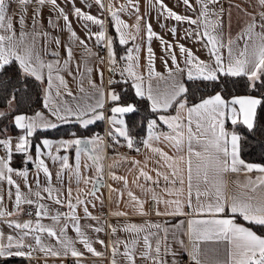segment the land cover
Here are the masks:
<instances>
[{
  "label": "crops",
  "instance_id": "0c3cea01",
  "mask_svg": "<svg viewBox=\"0 0 264 264\" xmlns=\"http://www.w3.org/2000/svg\"><path fill=\"white\" fill-rule=\"evenodd\" d=\"M57 5L62 8L66 15L69 17V23L71 31L76 33V39L71 38V33L65 29L64 21L62 18H58L57 12H55L50 5H44L39 8L40 16L38 17V23L35 28L33 27L32 17L34 15V9L37 8L36 0H32V3L27 6V11L24 14V27L21 29L19 24V17L21 15L18 0H9V8L7 15L12 18L13 31L15 33L14 39L18 40L21 31L26 34V43L33 46L34 54L38 55L45 64L53 63V86L48 89L47 83V69L42 70V80L38 81L41 90V103L42 108L31 113V114H15L10 120V127H2L0 129V139H9L12 144V155L20 154L15 152V144L18 141L20 135L24 132L17 129L14 124V117L16 115H26L28 117H35L37 113L40 114L39 120L41 122L54 123L56 127L70 122L80 123L75 117H69L67 120L61 122L52 115V111L56 108L61 110L63 115V109L72 108L76 109L78 105L85 103L94 104L98 99V93L96 89H93L89 85V79L97 86V89H102L105 92V106L102 111L105 119L98 120L94 123H100L99 129L93 134L86 138H80L77 136H62V137H39L32 141L29 137L30 145L28 148V156L32 159L25 162L27 157L21 154L18 165L12 164V156L10 166L15 171H26L27 177H21L15 174V171L11 174V178L14 181L13 185H9L6 180L0 181V210H4L9 213L3 218H0V234L3 235V239L0 243L7 244L8 236H13L14 239H18L20 230L10 228L9 222L13 223H25L31 221L32 227L35 228L37 222L45 226L46 228H52L59 237L60 228L67 225L65 237L73 242V246L83 256L79 258V261L72 258L70 255L53 257L51 255H45V253L39 251V247L35 244L34 236H40L41 244L46 247H51L57 251H62L61 246L56 238L49 237L46 232H34L29 236L25 237L24 243L26 245H32V259L24 258H10L17 259L22 264H112V246L118 244V254L115 257L116 264H127L126 259L122 253L124 251L123 243L131 242L133 239L137 240L135 246V264H152L151 260L141 258V253L144 251L143 237L149 236L150 243L153 248L155 247L156 240L164 235L162 231L154 228H149L150 224H160L162 228L168 229L167 245L169 253L163 254L162 245V259L166 264H180L181 258H190L194 246V240L190 239L188 234V222L190 219H203L208 218L206 216H197L195 208L197 207L195 188L192 192V209H189L187 204V174L185 175V184L183 186V195L169 196L164 191L165 188L179 189L181 185L177 181L175 185L166 182L163 176L157 177L156 173L159 171L162 174H169L170 170L166 166L165 162L160 158L158 154H154L148 148H145L143 140L148 138L147 126L146 132L138 142H134L133 148L123 149V146H127V142L122 137L115 135H109L110 132H114V127L109 124L108 118L112 116L110 108L114 106V103L108 101L107 93L115 92L117 89L114 86L117 82H129L133 93V78L128 76L125 69L128 68L129 64L132 65V71L137 76L142 77V81H136L141 83L142 88L145 91V99L147 95V89L149 85L155 90L158 86L161 90L164 88L166 83L171 82L175 79L178 83H183L187 79V72L191 67L186 63L187 51H191L195 60L209 64L215 67L214 57L210 55L212 46L208 43V40L204 37L205 31L203 23L191 24L188 22H177L167 17L166 13H162L159 5L156 4V0H101V4L97 5L95 0H56ZM163 3L171 10L175 11L181 16L190 17L191 19H197L201 11V5L197 4L196 0H189L192 5L191 8L183 4V0H163ZM124 6V10L120 11L121 6ZM111 10L117 12L120 20L124 22L128 27L122 28L127 34L128 42L124 45L119 43V36L115 30V24L111 19ZM75 8H80L84 13L92 15L103 21V29L99 25L92 24L91 22L78 19L73 15ZM209 15L208 20H211L213 24L217 20L221 21V26L213 28L209 27L208 31L218 36V55L222 57L225 65L228 63L229 58V47L232 48L233 56H239V52L244 47V40L240 38L242 30L246 27L251 16H255L257 22L260 20V13L264 12L258 0H219L218 3L208 4ZM216 13V15H212ZM137 16L141 17L140 30L137 32L134 25L137 22ZM53 21L55 26L48 24L49 20ZM145 24H150L152 31L156 34L150 41L147 39V33L145 30ZM172 29H175L173 34ZM101 30L105 33V39L97 41L95 34ZM256 31H260L259 28ZM199 33V35H197ZM45 34H47L45 36ZM0 35H8L4 31H0ZM156 37H159L157 39ZM60 40V46L57 47L55 39ZM112 40V48L116 57V64H111L108 57L107 41ZM231 39L234 43L229 45L228 41ZM80 40L84 41V44L79 43ZM161 41H164L162 44ZM250 43V42H249ZM167 45H171L169 50ZM222 45V47L220 46ZM180 46L186 49L184 55L180 53ZM151 47L154 56L153 66L156 73L165 77V80H159L157 78H149L148 75V52L147 49ZM71 48L72 59L65 66L64 61L68 58L66 49ZM129 49L132 50L133 60L128 61L127 59H121L127 57ZM139 49L137 52L136 50ZM58 53V55H53ZM104 53V56L102 55ZM172 56L176 57V64L172 63ZM194 60V63H195ZM91 69V72H88ZM183 70V71H181ZM195 69L193 68V71ZM171 72V77H169ZM123 73V75H121ZM56 75L63 78L67 84V88L60 85L59 81L55 79ZM109 81H112L110 84ZM83 88V91H81ZM71 95H68V93ZM59 93V94H58ZM208 95L204 98H208L212 95ZM136 95V94H135ZM249 96V95H237ZM252 96V95H251ZM47 97V100H46ZM234 97V96H232ZM230 97L227 100H230ZM255 97V96H253ZM184 99V98H183ZM147 100V99H146ZM201 100L187 104L192 106L193 104L199 103ZM47 103L48 107H45ZM119 103V102H118ZM148 107L151 110V103L147 100ZM121 105H127L132 103H119ZM133 105V104H132ZM7 105L0 107V111L7 112L12 108ZM238 107V106H237ZM177 114L176 107L169 108L166 112L161 110L155 113L154 116L150 117L149 120H156L157 125L154 132L159 135L160 133H168L170 130L166 125L159 122V116H175ZM126 115V114H125ZM125 115L122 118L125 120ZM181 116L185 118L186 113L182 112ZM87 118V117H85ZM147 121V122H148ZM93 123V124H94ZM91 125V124H90ZM81 126V125H80ZM194 127V125H193ZM225 128L229 132L235 131L230 121H226ZM49 129V128H47ZM105 129L107 132L106 140L97 135V132ZM43 130V129H37ZM35 131V132H36ZM94 136L102 138V144L100 145L103 149L102 152L98 153L102 157L100 165L102 167V185L93 189V185L89 183L87 186L81 181L77 184L76 179L72 176L69 170H64L60 179L57 178V173L61 171L60 162H55L51 159V156L59 155L63 157L67 155L69 157V165L71 169L76 166V152L75 147L69 148L65 151L59 147L58 142L60 140H70L74 138L79 139H91ZM49 140L52 142L51 148H46L42 144L43 140ZM152 147H158L169 156L174 155V149H172L166 141L162 139L160 141L151 142ZM40 148V158L44 160L45 166L51 173V180L45 177L44 173L37 170L35 164L36 148ZM50 153V154H49ZM240 156V153H239ZM6 150L0 146V159H7ZM240 159L242 157L240 156ZM245 163L258 164L264 166L263 163L249 162L242 159ZM171 162V161H170ZM169 162V163H170ZM88 165L86 168L85 165ZM180 167H185L180 165ZM141 171L145 172L148 176L152 177V180L146 181L143 176L140 175ZM80 173L82 176H86L90 179L96 178L95 167L92 166V162L88 160L84 153L80 156ZM261 175L256 171L251 173L241 170L233 173L229 171L224 174V195H239L245 193L252 195L249 189L244 187H237V183L243 186L248 180L256 181L257 177ZM70 176L72 178L70 179ZM113 177H120L121 179H113ZM171 179V177H170ZM125 181L127 183H125ZM158 181V183H156ZM17 186L23 197L28 200L34 201L31 206L34 208V216L29 217L25 215L24 210L27 203H22L17 209L15 204ZM51 187L54 191L52 198H49L45 188ZM204 185H201L203 190ZM71 189L72 203L76 204V198L79 195L84 204L76 206V216L81 231L88 237L89 242L96 249V251L102 253L101 256H93L88 253L82 244L79 243L78 237L73 230V222L64 218L65 214L69 213L67 207V196L68 191ZM78 189L80 191H78ZM151 189V192L145 191ZM39 192L40 197H37L35 193ZM94 192V195L89 193ZM128 192H132L139 200L143 202V211L145 215H140L135 210L136 205L130 201ZM155 194L162 200H175L179 198L184 202L183 211L185 213H191L190 215H156L157 209L163 213L170 211L165 204H157L153 199L152 195ZM56 199L64 201V204L55 203ZM201 201H205L207 198L201 197ZM153 201V207L149 208L148 202ZM37 205H43L47 211L46 216H42L39 221L35 215ZM106 208L109 218L104 219L100 213V209ZM175 207L174 205L172 206ZM85 208L91 217L97 219H91L85 216ZM124 212V216H115L113 213ZM60 216L59 222L52 220L53 216ZM229 215V214H225ZM237 223L243 224L244 226L253 230L249 225L246 224L242 219H237ZM126 225H136L141 227L144 231L139 234L129 233L122 229ZM96 227L102 228V231L97 233L93 229ZM111 227L117 228V232L113 234ZM254 231V230H253ZM157 233L156 236L151 235ZM258 234V233H257ZM262 236V235H261ZM65 237H60L64 239ZM97 240L104 241L101 245L96 243ZM201 259H207L209 262H213L217 259H226V245L224 243L216 242H200ZM16 249L13 248L12 251ZM30 249L25 247L23 251L27 252ZM154 254V253H153Z\"/></svg>",
  "mask_w": 264,
  "mask_h": 264
},
{
  "label": "snow or ice",
  "instance_id": "6c2138e0",
  "mask_svg": "<svg viewBox=\"0 0 264 264\" xmlns=\"http://www.w3.org/2000/svg\"><path fill=\"white\" fill-rule=\"evenodd\" d=\"M97 5L101 4V0H95ZM197 4L201 5V11L197 19H191L190 17L181 16L175 11L169 9L163 0H156V4L159 5L162 13H166L168 18H171L177 22L183 23L188 22L191 24L203 23L205 31L203 33L204 37L208 40V43L212 46L210 55L214 57L215 67L210 66L207 63L195 60L191 51H187L186 63L190 65L187 72V79L189 81H203V82H217L221 75L227 77H241L246 76L249 81V87L255 88L256 83L262 80L264 77V12L260 13V20L257 22L255 16H251L246 27L242 30L240 38L244 40V47L239 52V56H233L232 48L229 47V58L228 63L225 65L224 60L220 55L217 54L218 47V36L210 33L208 28L211 26L213 28L221 26V21L217 20L215 24L211 20H208L209 15L208 4L218 3L219 0H196ZM32 3V0H18L21 15L19 17V24L21 29L24 27V14L27 11V6ZM259 5L264 8V0H258ZM183 4L189 8L192 5L189 0H183ZM37 8L34 9V15L32 17L33 27L39 22L38 17L40 16L39 8L44 5H50L52 9L57 12L58 18H62L64 21V27L71 33V38L76 39V33L71 31V26L69 23V17L65 14L64 10L60 8L56 0H36ZM9 8V0H0V31L8 33V35H0V71H2L5 66L15 62L18 65L19 72L25 77H33L37 81L42 80V70L47 69V83L48 89L53 86V71L54 64H45L41 61L38 55L34 54L33 46L26 43V34L21 31L19 39H14L15 33L13 31L12 18L7 15ZM124 10L122 5L120 11ZM109 11L111 14V19L115 24V30L119 36V43L124 45L128 42L127 34L122 31V28H127L128 26L120 20L117 12L111 10L109 6ZM78 19L91 22L92 24L99 25L103 29V21L93 17L92 15L84 13L80 8H75L73 11ZM216 15V13H212ZM140 20L141 17L137 16V22L134 25L137 32L140 30ZM50 26H55L53 21L50 19L48 21ZM259 28L260 31H256ZM145 30L147 33V39L150 41L156 34L152 31L150 24H145ZM173 34H175V29H172ZM47 34H45L46 36ZM199 35V33H197ZM97 41H102L105 39V33L101 30L99 33L95 34ZM159 39V37H156ZM250 42V43H249ZM81 45L84 44L83 40H80ZM163 44L164 41H161ZM229 45L234 42L229 39ZM55 44L57 47L60 46V40L55 39ZM222 47V45H220ZM108 47V57L111 64H116L115 53L112 48V40L107 41ZM168 49H171V45H167ZM137 52L139 49L136 50ZM67 59L64 61L65 66L72 59L71 48L66 49ZM148 52V75L149 78H157L159 80H165V77L156 73L153 66V53L151 47L147 49ZM186 49L180 46V53L184 55ZM53 55H58V53H53ZM121 59H127L128 61L133 60L132 50L129 49L127 57H122ZM195 60V63H194ZM173 65L176 64V57L172 56ZM193 68L195 69L193 71ZM128 76L133 78V88L135 89V94L138 98H145V91L142 88L141 83H136V81H142V77L137 76L134 71H132V65L129 64L128 68L125 69ZM183 71V70H181ZM91 72V69H88ZM123 75V73H121ZM171 72H169V77H171ZM56 80L59 81L60 85L67 88V84L63 78L56 75ZM89 85L93 89H96L98 93V99H96L94 104L85 103L83 105H78L75 110L72 108L63 109V115L61 110L56 108L52 111V115L56 117L57 120L63 122L69 117H75L80 123L81 127H87L90 124L98 120L105 119L102 111L105 106V92L102 89H97V86L92 82L91 79L88 81ZM111 84L112 81H109ZM83 91V88H81ZM188 88L183 83H178L175 79L171 82L166 83L164 88L158 86L155 90L149 85L147 89L146 99L151 103V110L154 113L160 112L161 110L167 111L169 108L176 107L177 114L175 116H159V122L166 125L170 130L168 133H160L157 135L154 129L157 125L156 120H149L147 122V132L148 138L143 140L145 148H148L154 154H158L160 158L165 162L166 166L170 170L169 174L165 175L157 171V177L163 176V179L175 185L177 181L181 185L179 189L165 188L164 191L169 196H181L184 192L185 175L187 174V204L189 209H192V192L195 188L197 207L195 208V213L197 216H206L208 218L203 219H190L188 222V234L190 239L194 240V246L192 252L190 253V258L194 264H264V236L257 234L255 231L239 224L236 222L237 219H242L247 224H254L257 226L264 227V166L258 164L245 163L240 159V141L241 136L235 131L229 132L225 128L226 121H230L233 126L237 124L243 125L248 131H253L258 123V110L264 108V96L257 98L251 95L232 97L227 100L223 97L220 92L212 95L208 98H202L199 103L193 104L192 106H187L186 101L183 97L186 96ZM59 94V93H58ZM68 95H71L69 92ZM12 99L8 100V105L11 106L13 103ZM108 101L114 103V106L110 108L112 116L108 118L110 125L114 127V132H110L109 135H115L117 137H122L127 142L128 148H133L134 142L130 136L129 130L125 125V120L118 117H123L125 114H131L136 112V108L132 104L121 105L120 96L113 92L107 93ZM47 100V97H46ZM238 106V107H237ZM45 107H48L45 103ZM186 113V123L185 118L181 116V113ZM5 113L0 111V118L4 117ZM40 114L37 113L35 117H28L26 115H16L14 117V124L17 129L24 132L20 135L17 143L15 144V152L24 154L28 160L32 158L28 156V148L30 145L29 137H31L37 129H47L55 128L56 124L41 122L39 120ZM87 117V118H85ZM194 125V127H193ZM166 141L168 145L174 149V155L169 156L167 153L162 151L158 147H152L151 142L153 141ZM42 144L46 148H51L52 142L45 139ZM59 147L67 151L69 148L75 147L76 152V166L74 169L70 168L69 157L64 155L63 157L59 155L51 156V159L55 162H60L61 171L57 173V178L60 179L62 172L64 170H69L72 176L75 177L77 184L81 181L85 186L89 183L95 188L102 179V167L100 165V160L102 157L98 153L102 152L101 148L102 138L94 136L91 139H79L74 138L70 140H60L58 142ZM0 146H2L7 152V159H0V181L6 180L9 185H13L14 181L11 178V174L15 171L10 166L11 156H12V144L9 139H0ZM81 153L87 156L88 160L92 162V166L95 167L96 178L90 179L86 176H82L80 173V156ZM50 154V153H49ZM171 161V162H170ZM170 162V163H169ZM35 164L38 171L44 173L45 177L51 180V173L45 166L44 160L40 158V148H36V158ZM184 165L185 167H180ZM87 168L88 165L86 164ZM241 170H245L248 173L256 171L260 173L256 181L248 180L243 186L237 183V187H244L249 189L252 195L241 193L239 195H224V174L229 171L236 173ZM15 174L21 177H27L26 171H15ZM141 176L144 177L146 181L152 180V177L148 176L145 172L141 171ZM70 176V179L72 178ZM171 177V179H170ZM113 179H121L120 177H113ZM125 183H127L125 181ZM158 183V181H156ZM204 185L203 190H201V185ZM48 193L49 198H52L53 189L47 187L44 189ZM78 191H80L78 189ZM145 191L151 192V189H146ZM94 195V192L89 193ZM37 197H40V193H35ZM128 197L130 201L134 202L137 206L136 211L140 215H145L143 211V202L139 200L132 192H128ZM201 197L207 198L205 201H201ZM152 199L159 205L161 203L165 204L170 211H165L161 213L158 209L156 215H190L191 213H185L183 211L184 202L179 198L175 200H162L155 194L152 195ZM67 207L69 208V213L65 214L64 218L66 220L73 222V230L75 231L79 243L83 245L84 249L91 253L93 256H101L102 253L96 251V249L89 242L88 237L81 231L78 223V218L76 216V206L79 204H84L85 201L78 195L76 198V204L74 205L72 201L71 189L68 191L67 196ZM22 203H27L29 205L33 204L34 201L28 200L22 196L17 186L15 204L17 209H19ZM55 203L64 204V201L56 199ZM175 206L174 208L172 206ZM229 215H225V214ZM9 213L4 210H0V218H3ZM35 215L37 221L42 216L47 215L46 209L43 205H37ZM115 216H124V212L113 213ZM85 216L91 219H97L96 217H91L85 208ZM52 220L54 222H59L60 216H53ZM8 226L20 230V235L18 239H14L13 236H8V243H0V260H7L13 257L32 259V245H26L24 243L25 237L29 236L34 232L44 233L46 232L49 237L56 238L61 246L62 251H57L51 247H46L41 244L40 236H34L35 244L39 247V251L45 253V255H51L53 257H61L70 255L72 258L79 261V258L83 256V253L78 251L74 246L73 242L65 237V232L67 225L60 228L59 237L52 228H46L39 222H37L35 228L32 227L31 221L25 223H13L9 222ZM149 228H154L162 231L164 235L156 240L155 247L153 248L150 243L149 236L145 235L143 237L144 251L140 254L142 259L151 260L152 264H166L162 259V245L163 254L169 253V248L167 245L168 229L162 228L160 224H150ZM95 232L99 233L102 228L96 227L93 229ZM123 231L139 234L144 231L143 228L137 227L136 225H126ZM111 232L115 234L117 228L111 227ZM151 235L156 236L157 233H152ZM60 237H65L60 239ZM3 239V235L0 234V240ZM216 242L224 243L226 245V259L215 260L209 262L207 259H201V249L200 242ZM96 243L101 245L104 241L97 240ZM112 246V264H116L115 257L118 254V244ZM137 240L133 239L131 242H124V251L122 253L123 257L126 259L127 264H135V246ZM27 247L30 250L25 252L23 249ZM15 248V251L12 249ZM154 253V254H153Z\"/></svg>",
  "mask_w": 264,
  "mask_h": 264
},
{
  "label": "trees",
  "instance_id": "16d2710c",
  "mask_svg": "<svg viewBox=\"0 0 264 264\" xmlns=\"http://www.w3.org/2000/svg\"><path fill=\"white\" fill-rule=\"evenodd\" d=\"M117 94L120 96L119 103H132L137 109L135 113L125 115V125L130 136L138 142L146 132L147 121L155 113L149 109L145 98H138L132 91L129 82H117L114 84ZM188 92L184 98L186 103L191 104L202 98L220 92L225 99L237 95H252L257 98L264 96V77L256 83V87L250 88L246 76L227 77L221 75L217 82L189 81L185 82ZM13 106L0 118V129L9 126L10 120L15 114H31L42 108L40 84L33 77H25L19 72L15 62L5 66L0 71V107L7 105L12 99ZM258 123L253 131H248L243 125L237 124L233 128L241 136L240 156L249 162H264V108L258 110ZM100 123H94L87 127H81L76 122L64 123L55 128L43 129L34 132L31 140L39 137H62L77 136L86 138L99 129ZM21 154L12 155V164L18 165ZM247 224V223H246ZM249 225L256 233L264 236V227L254 224ZM0 264H22L17 259L0 260Z\"/></svg>",
  "mask_w": 264,
  "mask_h": 264
},
{
  "label": "built area",
  "instance_id": "2783aa9c",
  "mask_svg": "<svg viewBox=\"0 0 264 264\" xmlns=\"http://www.w3.org/2000/svg\"><path fill=\"white\" fill-rule=\"evenodd\" d=\"M102 55L104 56V53ZM97 135L102 136L106 140L107 132H106L105 129H103V130L97 132ZM123 149H127V146H123ZM148 206H149V208L153 207V201L152 200H150L148 202ZM24 213H25V215H27L29 217H33L34 216V208L31 205L26 206L25 210H24ZM100 213H101V215H102V217L104 219H108L109 218V214H108V212H107L105 207L100 209ZM179 263L180 264H194V262L192 260H190V259H188L186 257L181 258L179 260Z\"/></svg>",
  "mask_w": 264,
  "mask_h": 264
},
{
  "label": "water",
  "instance_id": "95a60500",
  "mask_svg": "<svg viewBox=\"0 0 264 264\" xmlns=\"http://www.w3.org/2000/svg\"><path fill=\"white\" fill-rule=\"evenodd\" d=\"M100 185H102V181H100V183L93 189H96L97 187H99Z\"/></svg>",
  "mask_w": 264,
  "mask_h": 264
}]
</instances>
